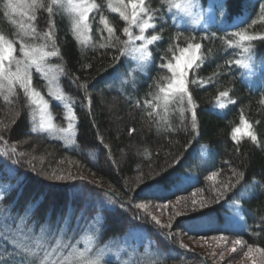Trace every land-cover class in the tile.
<instances>
[{
    "label": "trees",
    "instance_id": "1",
    "mask_svg": "<svg viewBox=\"0 0 264 264\" xmlns=\"http://www.w3.org/2000/svg\"><path fill=\"white\" fill-rule=\"evenodd\" d=\"M172 1L145 0L144 6L151 11L143 19L151 17L149 23L154 27L144 35L158 39L149 45L150 60L130 76L134 67L127 51L121 49L134 40L124 43L129 37L123 28L129 27L133 36L141 33L112 12L109 4L115 6L116 0H93L99 10L90 13L85 42L79 40L64 8L56 6L51 16L45 9L37 10V19L30 21V0L15 12L6 8L7 0H0V35L14 42L17 57L21 43L57 52L49 62L61 69V89L76 116V134L73 145L68 146L33 129V102L18 85L14 94L0 89V134L4 137H0V224L7 219L5 229L9 230V240H0V264H31L22 249L14 250L15 245L30 240L36 245L39 241L40 250L60 240L58 258L67 256L70 249L63 245L69 242L77 252L90 249L93 258L125 251L103 264H123V257L146 251L147 240H153L149 252L168 253L157 260L162 264H214L181 248L176 240L172 242L174 236L166 228L159 229L151 220L142 222L141 216L136 217L140 209L127 204L171 201L196 190L206 195L202 196L204 203L186 212L174 231L193 237L239 239L264 257V80L258 86L247 83L235 61L248 54L227 43L236 41L238 37L232 33L241 29L264 35V20L260 19L264 0H217L223 21L206 30L176 25L169 11ZM198 2L205 5L211 0ZM127 12L130 16V6ZM101 15L114 29L112 37L101 23ZM238 15L245 18L234 27ZM21 24H31L36 32L25 35ZM197 43L201 44L199 67L188 70L186 80L193 105L187 104V94L183 102L176 94L163 101L172 73L161 65L174 64L182 49ZM251 47L254 58L264 61V40L251 42ZM32 87L46 93L38 73H33ZM223 91L229 95L220 97ZM52 110L55 122L65 125L63 109L52 104ZM193 111L196 129L191 127ZM241 117L255 141L244 131L237 140L232 139V129L242 125ZM130 129L134 131L130 133ZM26 139L32 141L37 154L48 158L50 167L69 156L83 172L99 179V184L72 174H65L63 180L41 174L31 158L26 160L9 147L10 142ZM162 170L164 176L159 178ZM229 204L235 205L234 210ZM192 219L197 224L188 221Z\"/></svg>",
    "mask_w": 264,
    "mask_h": 264
},
{
    "label": "rangeland",
    "instance_id": "2",
    "mask_svg": "<svg viewBox=\"0 0 264 264\" xmlns=\"http://www.w3.org/2000/svg\"><path fill=\"white\" fill-rule=\"evenodd\" d=\"M177 3H179L181 7L179 8L176 7L175 5ZM187 3L188 0H173L171 2V5L169 6V11L171 12L170 14L171 19L179 27H184V28L194 27L196 29L206 30L216 25H219L220 22L223 21V15L220 11V4L217 0H211L209 4L206 3L205 5L199 3L198 0H193V4L188 8V10H185V5ZM64 9L71 16L72 26H73V20H74L73 14L70 13L66 7ZM241 18H245V15L236 16L234 18L235 22L236 23L241 22L242 21ZM224 27H226V25ZM89 32H90V28L88 31L84 32L83 34L78 33L81 36L80 38L77 32L75 31L79 40L83 42L87 41L86 38L88 37ZM138 35L140 34H136L134 36H138ZM138 43L136 44L134 40V44H132L131 46H139V44L142 42H140L139 44ZM32 48L42 49L43 51H46L44 48L38 46ZM136 56L137 54L130 53L127 51V59L130 65L134 67V69L131 70L130 76L132 75V72L134 70L140 69V67L144 66L145 63L148 62L147 61L143 65H141L136 59ZM18 58H22L21 53L18 56ZM51 58L52 57H46L45 60L42 62L41 67L43 71L37 72L34 66L30 69L31 76H33V73H38L39 78L44 82V85H46L45 94L40 93L38 90L34 89L33 87L32 88L40 93L41 97H43V99L47 101V105H48L47 107H45L40 103H33L34 105L33 113H32L33 122H34L33 129L35 131H40L41 133H45L47 136L51 138L61 140L68 146H72L73 143L71 144L68 143V140L65 137L64 133L53 130H45L48 124H51L53 129L67 127V121L65 125H61L58 122L57 123L55 122V115H54V111L52 110V104L57 108L63 109L66 119L69 116L68 108L69 107L72 108L70 98L61 89L62 87L60 83L61 69L58 68L56 64L54 65L51 62H49ZM253 61H254V69L249 70L242 67L241 69L245 81L252 86H258V84H260L264 80V67H262V65H264V61L255 59L254 56H253ZM175 63L173 65H175ZM168 91L169 90H167L164 93V96L162 98L163 101L165 100V96L168 93ZM57 96H62L63 98L57 100L56 99ZM30 101L32 103V99H30ZM146 105L148 107V105L151 104L147 103ZM156 108L152 106L153 111H156ZM165 109L166 107L161 108V112H163ZM73 123L75 125V121H73ZM41 124L45 125L44 129L41 128ZM2 126H3V121L2 119H0V127H1L0 130H3ZM240 128L243 130L244 125L242 124ZM75 134H76V128L74 134L71 137L72 141L74 140ZM242 134L243 133L241 132L240 134H238V136ZM0 137H2V139L4 138L2 135ZM5 142H7V140H5ZM9 147L10 148L14 147L16 149L18 156L23 157L26 160L27 159L29 160V158H31L32 161H34L33 164L34 168L38 169L41 172V174L45 173V176L47 175L52 179H54V176L57 175L65 176V174L66 175L72 174L73 175L72 177L75 178H84L86 180L89 179L92 180L93 183L96 182L98 184L100 182L99 179H97L93 174L83 172L82 169H80L81 166L79 165V163L71 159L69 156H65V158L62 159L61 161L59 162L57 161L58 164H56L55 166L52 165L53 167L52 166L50 167L48 158L43 156L44 154L41 153L37 154L36 150L32 148L34 147V144L29 139H26L21 143L10 142ZM26 147H30L31 151L28 150ZM0 149H3V146H1ZM202 149L204 148L202 147ZM215 178L216 177H214L213 180L216 182L218 179ZM185 182L186 181L184 177L182 186L185 185ZM179 185L180 183H177L176 187H179ZM197 191L198 190L192 192L190 195L181 196V197L179 196L171 201H166V202H159L155 200L137 202L136 205L144 204L145 207L143 209H140V212H136L137 215L136 217L141 216L143 218L142 222L145 223H147V220H151L152 222L155 223V221L152 219V217L155 216L160 221V225H158L159 229H161L160 227L163 226L164 228H166L167 231L173 234L174 238L172 237V242L176 240L179 243L177 244L181 246V248H184L186 251L197 254L199 256L201 255L202 257H207V259L212 260L214 264H264V257L259 254L258 250H254V248H252L253 251L251 255H248L247 253L249 248L246 247L243 244V242L239 239H234L228 236H219V235L211 236V237H204V236L193 237L186 232H180V231L176 232L173 230L179 225L180 219L183 218L186 212L192 210L194 207H199L200 203L205 200V198L202 196H206V195H204V193L199 194ZM127 204L130 205L132 208L136 207V205H134L132 201H129ZM165 205H167V207H165ZM228 206L229 208L233 207L232 210H234L235 205L229 204ZM177 213H179V215H177ZM188 221H191L190 223L193 222V224H197V221L195 219ZM88 238L91 240L90 237ZM237 240L240 241L239 244L235 243V241ZM151 242L154 241L147 240L146 246L144 248L146 251L143 250V252H140V254L136 252L134 254H131L132 256L129 255L123 257V264H157V263L162 264V262H158L157 260L163 259L165 256L168 255V253L164 252V254H162L158 252H149V247ZM27 244L32 249L33 253H35V255L32 256L28 255V259H30L31 261L35 260L38 262V264H40V261L43 259V251L46 250L47 252L51 253L53 249L50 248H54L56 246L54 245L53 247H48L46 249L40 250V247L36 245L35 240L34 241L30 240L27 242ZM111 244H114V242H110V245ZM123 252L125 251L122 252L120 251L115 254H111V255H107L106 257H103L102 264L103 261L108 258H119ZM96 255L99 256L100 254H96ZM51 259L52 260L58 259V252L56 253L55 256H52Z\"/></svg>",
    "mask_w": 264,
    "mask_h": 264
},
{
    "label": "snow or ice",
    "instance_id": "3",
    "mask_svg": "<svg viewBox=\"0 0 264 264\" xmlns=\"http://www.w3.org/2000/svg\"><path fill=\"white\" fill-rule=\"evenodd\" d=\"M26 0H7L6 8L12 12H15L18 8L23 7ZM193 4V0H188V3L185 5V10ZM145 0H116V5L112 6L109 4L113 13H118L119 17L125 21H128L132 25H135L139 28L140 35L133 36L129 27H124L123 32L129 37V40L124 42L126 45H129L133 40L141 41L142 43L139 46H130L126 49H121V52L125 50L130 53L137 54L136 59L139 64L143 65L145 62L149 61L151 58V52L149 51L148 46L153 44L154 41H157L158 37L152 35L150 38H146L144 33L146 30L153 28L154 26L149 23L148 19H143L151 9L146 8ZM59 6L61 8H67V10L73 14V28L79 34H83L88 31L90 28L89 19L90 13L93 12L94 9L97 11L98 6L93 2V0H50V3H45L44 0H30L29 8L32 9L31 14H29L28 19L30 21H35L37 19L35 12L40 9H45L47 13L51 16L54 14V8ZM131 7V14L129 16L127 9ZM176 7H181L179 3L175 5ZM262 15L260 16L261 20H264V6H261ZM8 13L6 12L5 15ZM100 21L103 23L104 27L107 29L109 37H112L114 33V29L109 26L108 20L105 16H100ZM49 25H53V21H48ZM253 24L256 23L255 20L252 21ZM21 29L24 31L25 35L34 34L36 32L35 27L31 24L29 25H20ZM46 35H51L48 33ZM233 36L238 37L236 41L229 39L227 41L229 47H237L242 48L244 53H247V56H244L241 59L235 61L237 65L242 68L252 70L254 69V61H253V49L251 47V42L261 39L264 40V35H253L249 34L247 30L241 29L237 32L232 33ZM245 42H248V46H245ZM201 49V44H189L187 48L181 50V54L176 58V63L173 65L172 63L162 64L161 67L167 68L171 73L172 77L170 82L167 85L168 93L165 96V100L168 99L169 95L176 94L180 102H183L185 95L187 94V104L193 105V99L190 94H188V88L186 84L188 70L193 69L194 66L199 67L197 61L201 59L198 55ZM17 49L12 40L5 39L3 35H0V89H6L9 94H14V90L18 85L20 89L23 90V93L26 98L32 99L33 103H40L47 107V101L41 97L40 93L35 91L32 88V76L30 69L34 66L37 72L43 71L41 64L45 60L46 57H56V51H43L42 49L32 48L27 46L24 43L20 44L19 52L22 54V58H18L15 53ZM228 63H232L229 61ZM264 67V65H262ZM196 81H193L195 83ZM161 92H164V88L160 89ZM229 94L226 91L220 92V97H227ZM62 96H57L56 99H62ZM7 99V96H5ZM150 103V101H149ZM218 107H225L224 104L218 103ZM69 116L67 117V127H61L59 129H53L51 124L47 125L45 130H53L64 133L65 137L68 140V143H73L71 137L75 131V125L73 121L76 120V116L71 107L68 108ZM241 123L244 125V129L242 130L240 127H235L232 129V139L237 140L238 134L244 131L253 141L257 138L251 131H248L250 127L248 122L241 117ZM192 129H196V113L193 111L192 113ZM41 128L44 129L45 125L41 124ZM130 133L134 131V129L129 130ZM15 151V149H13ZM216 173L212 174V178H214ZM242 176L243 174H238ZM164 176V171L162 170L159 174V178ZM65 177L63 175L55 176L56 180H63ZM150 186V185H149ZM227 188L228 185H225ZM107 195V193H106ZM195 203V202H194ZM203 206V205H202ZM136 207L138 209H143L145 207L144 204H137ZM167 207V205H165ZM179 215V213H177ZM82 218V216H81ZM152 219L155 221L157 225H160V221L153 216ZM15 222H13L14 225ZM8 224V220L5 219L3 224H0V240L8 241L9 236L7 232L9 230L5 229V225ZM102 226V224H101ZM163 227V226H162ZM170 235V234H169ZM27 240V237H24ZM236 244H239L240 241H235ZM55 247L52 252L49 253L46 250L43 251V259L40 261V264H102L101 256H96L93 258L89 255L90 249L85 248L83 251L77 252L75 249V245L71 242L64 244L63 248L70 249L67 256H61L56 260H52L51 257L55 256L57 252L61 250V241L56 240ZM37 246L42 247L37 241ZM15 249H22L23 253L32 256L35 255L32 249L29 247L27 243H21L15 245ZM253 249L249 247L248 255H251ZM102 255V254H101ZM21 264H24L21 261ZM31 264H36V261L33 260Z\"/></svg>",
    "mask_w": 264,
    "mask_h": 264
}]
</instances>
